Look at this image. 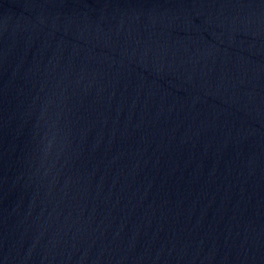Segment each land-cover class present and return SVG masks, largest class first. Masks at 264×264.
I'll list each match as a JSON object with an SVG mask.
<instances>
[{
    "label": "water",
    "instance_id": "obj_1",
    "mask_svg": "<svg viewBox=\"0 0 264 264\" xmlns=\"http://www.w3.org/2000/svg\"><path fill=\"white\" fill-rule=\"evenodd\" d=\"M0 264H264V0H0Z\"/></svg>",
    "mask_w": 264,
    "mask_h": 264
}]
</instances>
